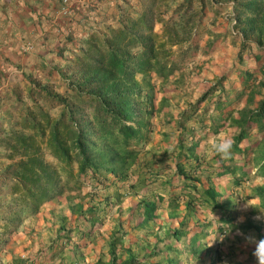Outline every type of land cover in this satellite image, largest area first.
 <instances>
[{
	"label": "rangeland",
	"instance_id": "rangeland-1",
	"mask_svg": "<svg viewBox=\"0 0 264 264\" xmlns=\"http://www.w3.org/2000/svg\"><path fill=\"white\" fill-rule=\"evenodd\" d=\"M187 1L158 0L155 8L165 18L172 8L179 6L182 17L178 24H169L175 27L174 35L165 30L162 22L154 24L157 57L172 71L164 78L158 76L153 68L134 75L144 89L143 92L148 94V97L142 95L138 99L141 103L139 110L145 111L147 123L143 126L144 141L137 147L147 150L153 158H163L160 167L163 175L159 177H164L166 173H176L172 152L177 150L178 138L182 137L185 144L195 142L191 154L186 152L178 158L185 169L190 164L201 162L200 170H196L198 174L192 170L200 177L201 184L206 183V173L215 182L222 178L228 183L230 173L220 175L219 179L215 178L218 177L216 170L221 169V165L216 164L220 157L208 152V140L220 132H225L234 139L233 136L240 127L235 121L240 111H253L257 100L264 96V64L260 66L264 60V43L262 48H256L254 35L245 37L236 25V13L239 10L236 8L244 0ZM185 35V38L180 37ZM52 39L56 41L55 36ZM28 40H24L23 50L29 49L31 44ZM21 43L22 40H18V45L13 44L12 49H9L10 38L0 30V264H92L100 258L103 262L112 258V262L118 264L126 256L130 236H135L136 228L128 222H122V219L126 215V207L139 198L138 191L131 196L119 194L118 211L113 206L100 219L86 223V230L80 229L83 226L80 224V217L87 205L85 192L88 183H80L79 179L77 183L75 177L67 176V172L60 168L59 162L45 143L47 120L44 114H37L34 106L40 105L50 118H55L63 105L59 99H53L49 104L28 97V83L21 75L22 66H16L17 61L11 59V56L15 58L16 53L24 52L19 48ZM75 47L70 52V47L65 49L62 56L54 53L47 56L50 83L47 82L61 96L68 92L66 80L71 78L72 69L75 68V64L67 65L66 62L72 52L77 50ZM255 53L260 55L256 59L253 58ZM55 63L58 67L54 66ZM215 83L221 86L222 93L220 90V94L215 90L208 91ZM241 88L243 92L237 96L236 91ZM251 89L255 93H252V99L250 97L247 100ZM192 104L196 105L195 109ZM26 108L32 111L33 116L36 115L35 120L42 124L43 132H35L30 127L31 121L23 119ZM180 119L182 123L178 125L177 120ZM246 132V139L239 142L243 148L241 157L235 154L231 157L235 158L233 160L222 159L223 163L234 169V175L238 178L235 183L239 186L236 205L240 208V217L247 216L250 210H254L252 201L245 198L250 192L249 188L260 180L253 178L254 168L251 162H261L264 157V144L259 147L258 142L260 137L264 139V130L260 131L253 122L246 126ZM30 133L33 135L31 143L34 140L33 143L40 146L39 150L31 147L26 151L20 146L11 149L4 145L7 140L11 143L16 136L22 137ZM69 149L74 150L71 146ZM21 155L23 158L34 155L43 164L57 171L60 190L48 192V196L43 197L37 206L34 204V197L25 193L29 186L27 181L20 185L14 176L4 177L1 174L8 163L21 158ZM139 157L142 155L137 154V158ZM234 160L237 163L243 162V168L248 169L246 175L242 176L239 166L232 164ZM203 162L210 167H204ZM118 164L119 161L114 169L117 170ZM72 166L74 170L76 161L72 162ZM156 183L159 180L153 179L150 184L154 186ZM179 184L180 180H173L169 188ZM255 211L257 214L253 219L264 218L259 208L255 207ZM202 215L205 218L206 212L203 211L198 216ZM77 223L80 226L75 228ZM262 227L264 229V225ZM246 237L247 235L238 231L229 232L225 237L227 239H221L220 244H231L238 250L249 249L251 245L254 250V245L248 243Z\"/></svg>",
	"mask_w": 264,
	"mask_h": 264
},
{
	"label": "trees",
	"instance_id": "trees-1",
	"mask_svg": "<svg viewBox=\"0 0 264 264\" xmlns=\"http://www.w3.org/2000/svg\"><path fill=\"white\" fill-rule=\"evenodd\" d=\"M57 1L60 8L62 0ZM69 1L71 0L67 1L66 12L62 15L65 18L60 17L58 26H55L57 30L50 31L53 38L56 37V41L53 39V44L46 48L40 46L42 51L38 48L34 58L15 65L22 66L21 75L28 83L27 95L31 100H42L49 104L53 99H59L62 102L63 106L55 118H50L40 105L34 107L37 109V114H44L47 120L48 130L45 143H47L52 156L59 162L60 168L67 172V176L75 177L77 183L79 181L88 183L85 192L87 205L80 217V224L83 225L80 229L86 230L84 228L86 223H93L106 214L111 207H117L119 194L129 195L135 194L137 191H143L144 195L130 204L128 216L140 215L144 221L152 219L156 215L154 210L164 199L171 206L167 215H177L175 207L180 193L175 191L176 187L169 188L173 180H180L179 185L186 189L187 196L184 203L187 212L184 213L185 215H193L197 205L208 207L212 211L215 207H219L220 217H222L225 209L218 200V195L221 193L216 188L217 182L210 180L212 177L206 173V183L201 184L200 177L192 170L198 174L202 163L190 164L186 170L178 160L186 152L192 153L195 142L185 144L182 137L178 138L177 150L172 152L176 176L174 173H166L164 177H159L163 175L160 173L163 158H153V156H149L147 150L137 147L144 141L143 126L147 123V118L144 117L146 116L145 111L139 110L141 103L138 99L142 95L148 97V94L146 91L143 92L144 89L135 80L134 75L136 72L153 68L158 76L164 78L172 71L166 63L157 57L155 43L157 34L154 32V24L162 22L165 30L167 29L174 35L175 27L169 26V24L170 22L178 24L182 17L179 12L180 7L175 6L163 18L155 10L158 0H147L134 17L127 16L121 11L114 22H106V16L102 15L100 0H86L81 7L69 4ZM122 8L118 7L117 9ZM236 9H239L236 13V25L242 30L245 37L254 35L256 48H262L264 45H262L264 43V0H244L238 4ZM75 14L78 15L75 16ZM183 33L182 31L181 34L183 35ZM46 34L44 38H46ZM180 37L185 38L186 35ZM74 46L77 47V50L72 52L66 62L67 65L75 64V68L72 69L71 78L66 80L68 92L61 96L53 91L48 84L50 68L47 56L53 53L62 56L65 49L70 47V52L72 48L74 50ZM253 55L254 59L260 56L258 53ZM263 64L264 60L260 66ZM54 66L58 67L56 63ZM62 68L66 69L64 66ZM214 90L219 94L220 91L222 93L221 86H218L217 83L211 86L208 91ZM242 92L241 88L236 91V95L238 96ZM252 93H255L253 89L247 96L248 98L246 97L247 100L250 97L252 99ZM14 95L17 97L16 94ZM219 98L220 96H218ZM191 106L195 109L196 105L192 104ZM35 117L36 115L33 116L31 110L25 109L23 119L31 121V126H29L35 132H43L42 124L36 121ZM181 119L177 120L178 125L182 123ZM126 120L132 122H126ZM235 121L240 127L233 136L235 144L232 155L238 154L241 157L243 148L239 142L241 139H246V126L254 122L260 131L264 130V96L257 100L256 108L253 111L250 109L240 111ZM31 138H33L31 133L22 137L16 136V139L13 138V142L10 143L7 140L4 145L11 149L20 146L26 151L31 147L33 150H39L40 146L34 144V140H32V144ZM258 140L259 147H262L264 139L260 137ZM70 146L74 148L73 151L69 149ZM137 154L142 157L137 158ZM27 157L23 158L21 155V158L12 160L5 166L1 174L4 177L6 175L14 176L20 185L21 182L27 181L29 186L25 193L27 196L34 197V204L37 206L43 197L48 196V192L60 190L59 179L56 177L55 168L43 164L41 159L34 155ZM194 157H196L195 154ZM233 158L231 159L233 160ZM73 161H76L74 170ZM117 161L119 164L116 170L114 166ZM203 163L204 167H210L207 166L208 163ZM233 163L237 167L239 166L242 176L247 174L248 169L243 168V162L237 163L234 160ZM251 163L252 167H255L254 173L264 177V157L261 162L254 160ZM216 164L221 165V169L216 170V175L230 173V178L227 179L228 183H237L238 178L234 175L233 168L223 163L221 158ZM201 169L204 170L203 167ZM107 172L111 173L110 176ZM153 179L159 180V183L151 186L150 183ZM248 196L258 198V208L264 214V181L251 186L250 194L246 197ZM116 211H118V207ZM226 215L229 220L231 216ZM80 224L77 223L75 228L76 226L78 228ZM247 225L256 228L259 239L264 238L261 225L250 221L247 222ZM180 234L181 230L174 228L167 231L165 236L178 238ZM121 237L122 235L118 239L120 240ZM139 248L143 252L141 255L126 248V256L119 260L118 264H161L157 261L146 260L155 253V247L150 250L144 249L145 245L141 244ZM112 249L113 244H111ZM111 259L103 262L100 258L92 264H117Z\"/></svg>",
	"mask_w": 264,
	"mask_h": 264
},
{
	"label": "crops",
	"instance_id": "crops-1",
	"mask_svg": "<svg viewBox=\"0 0 264 264\" xmlns=\"http://www.w3.org/2000/svg\"><path fill=\"white\" fill-rule=\"evenodd\" d=\"M85 1L71 0L69 4L81 7ZM146 1L100 0V6L103 11L102 15L106 16V22H114L121 11L127 16L134 17L138 14V10L140 11L141 7L146 4ZM118 7L123 8L117 9ZM58 9L59 2L57 0H0V30L4 31L10 38L11 45L8 46L9 49H12L13 44L18 45V40H22L19 45L21 50H23L22 46L25 39L28 38L31 44L29 49L23 50L24 52L16 53L15 58L11 56L12 61H17L15 63L19 64L25 63L27 60L34 58L40 46L46 48L53 44V34L50 31L57 30L55 26H58L60 17L65 18ZM78 14H75V16ZM45 34L47 35L46 38H44ZM39 50L42 51L40 48ZM251 171L253 172V170ZM215 178L219 179V176ZM253 178L260 179L258 183L264 181V177L255 173H253ZM211 179L214 181L213 178ZM220 179L215 185L221 193L218 195V200L225 209L222 213L223 218L220 217L219 207H215L212 211L208 207L197 205L193 215H185L187 209L184 199L187 194H185L186 189L180 185L175 189L180 193L175 207L177 215H167L171 206L164 199L154 210L155 217L144 221L140 215H127L130 211L131 202L126 207V215L122 222L132 224V227L136 228V232L135 236H130L127 247L140 255L143 253L139 248L141 244L145 245L144 249L150 250L155 247V253L150 256V259L146 260L157 261L161 264H257L255 257L252 255L254 250L251 245L249 249L238 250L231 244L221 246L220 240H226L225 237L229 232L236 233V231L247 236H249L248 233H251L250 235H254L259 239L256 228L247 225L248 221L259 224L261 225V231L264 233V229H262L264 222L261 221L264 218H261V220L252 218L257 214L255 207L258 208V198L255 196L245 197L248 201H252L251 206L254 207V210H250L251 212L246 214L247 216L240 217V208L236 205L239 186L235 183L228 184L226 180ZM249 189L251 191V188ZM249 194L250 192L247 193V195ZM131 195L133 194H129V196ZM137 195L140 198L144 193L141 191ZM203 211L206 212L205 218L203 215L198 216ZM226 214L231 216L229 220ZM174 228L181 230L179 237H166V232ZM217 240H219L218 245L216 244Z\"/></svg>",
	"mask_w": 264,
	"mask_h": 264
},
{
	"label": "clouds",
	"instance_id": "clouds-1",
	"mask_svg": "<svg viewBox=\"0 0 264 264\" xmlns=\"http://www.w3.org/2000/svg\"><path fill=\"white\" fill-rule=\"evenodd\" d=\"M235 140L225 132H220L208 140V152L211 155L218 156L221 159L228 160L232 157V150ZM248 243L254 245L252 255L257 264H264V238L257 239L254 235L246 237Z\"/></svg>",
	"mask_w": 264,
	"mask_h": 264
},
{
	"label": "built area",
	"instance_id": "built-area-1",
	"mask_svg": "<svg viewBox=\"0 0 264 264\" xmlns=\"http://www.w3.org/2000/svg\"><path fill=\"white\" fill-rule=\"evenodd\" d=\"M67 1L68 0H62V5L59 8L62 13H65L66 12Z\"/></svg>",
	"mask_w": 264,
	"mask_h": 264
}]
</instances>
